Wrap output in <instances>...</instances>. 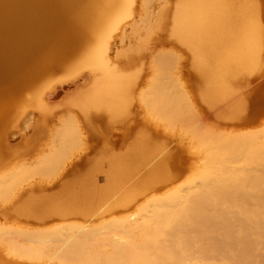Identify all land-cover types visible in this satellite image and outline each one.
<instances>
[{
	"label": "bare ground",
	"instance_id": "1",
	"mask_svg": "<svg viewBox=\"0 0 264 264\" xmlns=\"http://www.w3.org/2000/svg\"><path fill=\"white\" fill-rule=\"evenodd\" d=\"M152 1L0 0V252L45 241V233L35 231L34 224L95 219L128 208L174 179L156 159L136 185L123 190L130 176L154 158L143 143L132 151L138 156L136 163L134 156L109 161L104 185L97 180L96 173L103 171L96 165L77 182H61L81 159L63 168L56 181L32 179L29 106L43 108L40 94L31 93L33 84L54 70L66 69L64 61L75 55L71 72L85 69L98 76L71 105L88 122L124 113L133 94L130 76L121 73L110 56L116 47L113 32L121 29L122 37L124 23L131 19L129 25L135 24L133 6L138 4L137 10L145 9L147 16ZM172 24L171 35L190 51L202 94H227L228 77L257 63L260 29L253 0H177ZM154 86L156 93L149 100L157 105V80ZM209 97H203L207 105L213 103L214 97ZM263 116L264 83L247 91L234 125L253 126ZM219 142L214 139L203 149L206 161L198 183L157 200L148 220L127 219L124 231L136 244L126 243L124 248L132 255L123 260L101 258L98 246L118 251L113 235H80L82 227L51 239L78 243L81 254L76 259L44 264H263L264 137L240 140L231 147ZM248 160L251 170L237 171L234 164ZM55 187L59 189L53 191ZM170 228L175 231L165 232ZM88 241L96 248L93 256L86 255ZM186 247L196 252L190 254ZM9 258L0 257V264H39Z\"/></svg>",
	"mask_w": 264,
	"mask_h": 264
},
{
	"label": "rangeland",
	"instance_id": "2",
	"mask_svg": "<svg viewBox=\"0 0 264 264\" xmlns=\"http://www.w3.org/2000/svg\"><path fill=\"white\" fill-rule=\"evenodd\" d=\"M176 1L153 0L147 8V16L145 9L141 12L137 10V4L132 9L134 26L129 25V19L122 28V37L119 36L121 29L113 32L116 47L110 56L120 72L130 76L133 94L124 113L106 117L103 122H88L78 108L71 105L73 100L86 93L92 80L98 76V73L88 75L89 71L85 69L71 72L70 64L75 60V55L64 61L66 69L54 70L33 84L31 93L40 94L43 108L34 104L29 106L33 181H56L63 168L81 159L61 182H77L96 165L103 171L96 173L100 178L97 180L104 185V171L109 161L134 156L136 163L138 156L132 151L143 143L146 149L155 153L154 158L130 176L123 184V190L136 185L139 177L147 173L145 170L156 159L164 171L174 177L172 182L165 186L157 185L155 191L133 202L128 208H117L95 219L79 217L53 221L47 225L34 224L35 231L45 233V241L37 240L38 243L25 248L4 249L0 252L1 258L11 259L9 257L13 256L15 260L39 264L76 259L81 254L78 243L53 242L51 239L57 233L77 231L84 227L80 235H113V247L118 251L107 252L108 247L98 246L101 258L123 260L133 252L127 253L124 245L135 243L124 231L127 219L148 220L157 200H163L175 191L185 190L193 182L198 183L197 175L206 161L203 149L208 143L217 139L223 147H231L240 140L264 137V116L253 126L234 125L247 91L264 83V0H253L260 29L255 67L233 72L226 83L228 93L223 96L210 93L214 99L209 105L205 99L210 95L202 94L203 83L192 67L190 51L171 35ZM149 50L153 51L149 53ZM143 55L145 58L141 59ZM246 79L250 81L249 84L245 83ZM156 80L157 105H152L153 101L149 99L156 93ZM247 157L251 159V153ZM234 166L237 171H249L253 163L248 160ZM58 189L55 187L53 191ZM174 231L172 228L165 230L168 233ZM86 244V255L93 256L95 246H91L93 243L89 241ZM186 248L190 254L196 252L195 249ZM260 262L264 264V253Z\"/></svg>",
	"mask_w": 264,
	"mask_h": 264
}]
</instances>
